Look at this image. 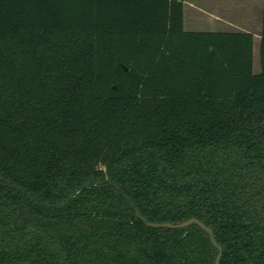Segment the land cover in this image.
<instances>
[{"label":"trees","instance_id":"16d2710c","mask_svg":"<svg viewBox=\"0 0 264 264\" xmlns=\"http://www.w3.org/2000/svg\"><path fill=\"white\" fill-rule=\"evenodd\" d=\"M0 0V264H264V10Z\"/></svg>","mask_w":264,"mask_h":264},{"label":"crops","instance_id":"0c3cea01","mask_svg":"<svg viewBox=\"0 0 264 264\" xmlns=\"http://www.w3.org/2000/svg\"><path fill=\"white\" fill-rule=\"evenodd\" d=\"M187 4L194 12L184 22L187 30L244 31L254 33L255 42L261 38L264 0H185Z\"/></svg>","mask_w":264,"mask_h":264},{"label":"water","instance_id":"95a60500","mask_svg":"<svg viewBox=\"0 0 264 264\" xmlns=\"http://www.w3.org/2000/svg\"><path fill=\"white\" fill-rule=\"evenodd\" d=\"M198 224L200 225L205 231L208 232L209 236H210V239L212 241V243L218 248L219 252H218V255H217V258H216V263L215 264H220L221 262V257H222V254H223V247L218 243V241L216 240V237H215V234H214V231L212 230V228L208 227L205 223H203L202 221H200L199 219L197 218H191L189 220H186L184 222H181V223H177V224H174V223H158V222H147V224L149 226H152V227H173V228H181V227H186V226H189V225H192V224Z\"/></svg>","mask_w":264,"mask_h":264},{"label":"rangeland","instance_id":"374dc122","mask_svg":"<svg viewBox=\"0 0 264 264\" xmlns=\"http://www.w3.org/2000/svg\"><path fill=\"white\" fill-rule=\"evenodd\" d=\"M191 3V2H190ZM193 4V3H191ZM193 6V5H191ZM189 4L185 6V22H190V19L194 18V12L193 9ZM189 28V24L187 26ZM260 38L255 42V57H254V67L255 71L259 72L261 69V63H260V43H259Z\"/></svg>","mask_w":264,"mask_h":264}]
</instances>
